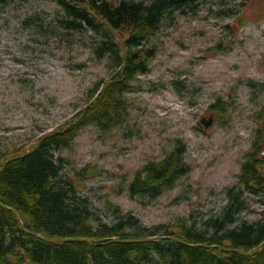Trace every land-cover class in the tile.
I'll return each mask as SVG.
<instances>
[{"label":"rangeland","instance_id":"374dc122","mask_svg":"<svg viewBox=\"0 0 264 264\" xmlns=\"http://www.w3.org/2000/svg\"><path fill=\"white\" fill-rule=\"evenodd\" d=\"M63 16L53 0L0 1V154L76 119L94 84L115 70L107 57L95 56L97 37L65 30ZM145 45L155 54L149 71L133 81L121 122L108 131L87 125L55 153L65 173L87 163L98 168L70 192L94 225L117 220L114 204L148 227L184 217L203 229L220 215L226 190L239 187L240 164L259 126L264 0H199L194 11L166 14ZM218 99L225 113L209 109ZM203 117H211L208 127ZM177 141L186 145L190 171L172 188L156 197H130L120 188ZM244 196L235 224L264 220V198Z\"/></svg>","mask_w":264,"mask_h":264},{"label":"trees","instance_id":"16d2710c","mask_svg":"<svg viewBox=\"0 0 264 264\" xmlns=\"http://www.w3.org/2000/svg\"><path fill=\"white\" fill-rule=\"evenodd\" d=\"M53 1L64 12L61 26L93 33L95 56L107 57L115 70L108 80L94 84L92 100L76 119L39 136L28 147L0 154V264H264V244L251 254L234 251L251 252L264 241V220L235 224L245 206V192L264 198V105L255 114L259 126L240 164L239 187L226 190L220 215L203 229L184 217L174 225L148 227L114 204L117 220L94 225L87 211L70 200V192L82 186L79 181L96 176L98 168L87 163L65 173L63 157L55 153L87 125L108 131L121 122L126 95L137 76L149 71L155 54L145 41L166 14L194 11L199 0ZM209 109L226 112L220 99ZM185 151L186 145L177 141L163 158L145 162L120 188L130 197L160 195L190 171ZM16 213L32 233L20 227ZM154 236L166 237L128 242ZM54 239L72 240L57 244Z\"/></svg>","mask_w":264,"mask_h":264},{"label":"water","instance_id":"95a60500","mask_svg":"<svg viewBox=\"0 0 264 264\" xmlns=\"http://www.w3.org/2000/svg\"><path fill=\"white\" fill-rule=\"evenodd\" d=\"M211 117H203L202 119H201V123L205 126V127H208L209 125H210V123H211ZM3 207H6L5 205H3V204H1ZM16 217H17V219H18V221H19V225H20V227L24 230V231H26V232H29V233H32L31 231H28L24 226H23V222H22V219H21V217L16 213ZM38 235V234H37ZM166 236H154V237H149V238H145V239H136V240H128V242L129 241H131V242H133V241H135V242H145V241H154V240H160V239H162V238H165ZM68 240H72V239H54L53 241L55 242V243H57V244H61V243H63V242H65V241H68ZM78 240H86V241H90V239H78ZM117 241H123V240H119V239H116ZM263 244H264V241L263 242H261L257 247H255L251 252H245V251H243V250H234V251H236V252H238V253H241V254H251V253H253V252H256V251H258L262 246H263ZM225 250H232V249H225Z\"/></svg>","mask_w":264,"mask_h":264}]
</instances>
